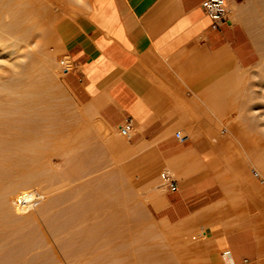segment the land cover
Listing matches in <instances>:
<instances>
[{"label":"rangeland","instance_id":"rangeland-1","mask_svg":"<svg viewBox=\"0 0 264 264\" xmlns=\"http://www.w3.org/2000/svg\"><path fill=\"white\" fill-rule=\"evenodd\" d=\"M76 1L0 0V264H264V183L253 174L264 177V0H226L249 62L232 50L217 65L193 56L218 77L213 88L202 79L194 102L184 88L187 122L172 134L189 147L167 159L133 129L86 127L99 118L59 64ZM179 200L187 206L164 208Z\"/></svg>","mask_w":264,"mask_h":264},{"label":"crops","instance_id":"crops-1","mask_svg":"<svg viewBox=\"0 0 264 264\" xmlns=\"http://www.w3.org/2000/svg\"><path fill=\"white\" fill-rule=\"evenodd\" d=\"M203 1L79 0L74 16L62 20L63 53L73 66L63 80L75 99L109 126L131 118L135 141L154 142L166 159L189 147L172 134L187 122L184 88L189 84L194 102L202 79L213 88L218 77L217 70L203 74L193 56L203 51L217 65L232 50L240 64L249 62L241 27L226 19L220 30L211 29Z\"/></svg>","mask_w":264,"mask_h":264},{"label":"built area","instance_id":"built-area-1","mask_svg":"<svg viewBox=\"0 0 264 264\" xmlns=\"http://www.w3.org/2000/svg\"><path fill=\"white\" fill-rule=\"evenodd\" d=\"M202 9L210 20V28L214 30H220L221 25L226 22V0H204L202 2ZM59 64L63 73L72 70V61L67 54L61 56ZM132 126L133 124L131 118L125 117L122 122L117 125V132L119 135L129 138L130 131L133 129ZM174 135L179 142H184L188 137L186 133H182L179 130L175 131ZM253 174L260 183H264V177H262L257 171H254ZM160 177L164 187L168 191H177V182L168 171L162 170L160 172ZM33 199L34 201L38 199L37 193L33 195Z\"/></svg>","mask_w":264,"mask_h":264},{"label":"bare ground","instance_id":"bare-ground-1","mask_svg":"<svg viewBox=\"0 0 264 264\" xmlns=\"http://www.w3.org/2000/svg\"><path fill=\"white\" fill-rule=\"evenodd\" d=\"M3 36V35H2ZM5 46V45H4ZM45 47V46H44ZM7 60V59H6ZM11 65V64H10ZM11 68V67H10ZM9 70V69H8ZM96 120V119H95ZM98 121H96V123H94V121L92 122V123H94V124H91V125H89V124H87V123H85V125H86V127H89L92 131H94V133L96 134V135H99V134H102L101 132H104L107 128H108V125L101 119V118H99V119H97ZM109 129V128H108ZM5 133V132H4ZM8 133V132H7ZM6 133V134H7ZM19 134H20V132H18ZM5 135V134H4ZM104 135V134H103ZM102 136V135H101ZM100 136V137H101ZM2 137V136H1ZM0 137V138H1ZM8 137V136H7ZM7 137H5V138H7ZM10 137V136H9ZM9 137H8V139H9ZM4 138V139H5ZM27 138V137H26ZM7 139V140H8ZM6 140V141H7ZM14 140V139H13ZM40 140V139H39ZM32 141V140H31ZM6 145L8 144L7 142L5 143ZM11 144V143H10ZM6 145H4V146H0V152L1 151H5L6 149H8V145L6 146ZM16 145V144H15ZM27 145V144H26ZM51 147V146H50ZM36 150L38 149L37 147L35 148ZM9 150V149H8ZM16 151V150H15ZM24 152H25V150H23ZM17 152V151H16ZM19 152V151H18ZM21 152V151H20ZM37 152V151H36ZM31 156V155H30ZM36 156V155H35ZM22 158H23V156H22ZM1 159V158H0ZM0 161H2V160H0ZM4 161H6V160H4ZM13 162V161H12ZM3 165H4V167H5V164L4 163H2ZM19 164V163H18ZM0 165H1V163H0ZM15 165H17V164H15ZM2 166V165H1ZM21 166V165H20ZM19 167V166H18ZM51 168V167H50ZM21 169V168H20ZM9 170V169H8ZM22 170V169H21ZM2 182V181H1ZM9 182V181H8ZM15 192V191H14ZM17 192V191H16ZM19 192V191H18ZM21 192H23V194L25 193V191H24V189L22 190H20V193ZM27 192V191H26ZM17 195V194H16ZM16 195H14L13 197H15ZM12 196V195H11ZM21 196H22V194H18L15 198L16 199H14V202H15V200H20L21 199ZM8 199V198H7ZM11 200V199H10ZM256 200V199H255ZM17 201H16V203H17ZM7 202V201H6ZM10 202V201H9ZM12 202V201H11ZM14 202H12L13 204H14ZM16 205V204H15ZM10 206H12V205H10ZM14 208V207H13ZM17 208V207H16ZM3 210V209H2ZM33 211V210H32ZM12 213V212H11ZM11 219V218H10ZM3 223V222H2ZM66 228V227H65ZM80 228H82V227H80ZM75 231V230H74ZM79 231V230H78ZM66 233V232H65ZM52 234V233H51ZM61 234H64V233H61ZM201 234L202 235H205V231H201ZM70 235H72V234H70ZM64 236V235H63ZM57 238V237H56ZM61 239V238H60ZM65 240H67V238H65ZM64 240H62V242H63ZM69 242V241H68ZM56 244V243H55ZM66 244V243H65ZM67 245V244H66ZM68 248V247H67ZM226 250H228V249H226ZM67 251V250H66ZM70 251V250H69ZM230 251V250H229ZM228 251V252H229ZM72 252V251H71ZM228 252H225V253H223V255H224V257L225 258H231V256H230V254H231V252H230V254L228 253ZM97 255V254H96ZM99 258H100V256H98ZM69 258V257H68ZM224 258V259H225ZM81 260V259H80ZM223 260V259H222ZM76 261V260H75ZM70 262V261H69ZM92 262H93V260H92ZM70 263H73V262H70ZM52 264V263H51ZM78 264V263H77ZM81 264V263H80ZM88 264V263H87Z\"/></svg>","mask_w":264,"mask_h":264}]
</instances>
